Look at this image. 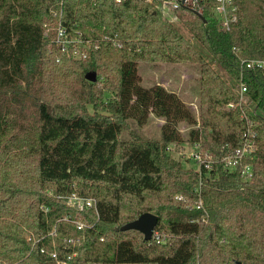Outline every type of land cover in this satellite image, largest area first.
I'll list each match as a JSON object with an SVG mask.
<instances>
[{
    "label": "trees",
    "instance_id": "trees-1",
    "mask_svg": "<svg viewBox=\"0 0 264 264\" xmlns=\"http://www.w3.org/2000/svg\"><path fill=\"white\" fill-rule=\"evenodd\" d=\"M213 4L202 2L203 17L178 11L200 50L144 0H0V264H59L55 251L66 264H264V68L244 63L264 59V0H241L231 30ZM58 21L97 45L87 58L55 44ZM141 62L197 63L199 116L177 91L143 85ZM220 68L247 85L249 104L237 105ZM151 114L163 119L161 139L129 124ZM248 120L257 133L251 178L222 161L242 145ZM186 142L209 151L210 170L167 149ZM71 195L96 208L70 205ZM144 212L158 215L164 240L121 229Z\"/></svg>",
    "mask_w": 264,
    "mask_h": 264
},
{
    "label": "built area",
    "instance_id": "built-area-1",
    "mask_svg": "<svg viewBox=\"0 0 264 264\" xmlns=\"http://www.w3.org/2000/svg\"><path fill=\"white\" fill-rule=\"evenodd\" d=\"M117 2H123L128 0H116ZM146 2L152 3L158 10H160L165 16H167L172 22H179L180 17L178 11L180 9H188L196 14L202 15V2L204 0H144ZM241 0H214L212 6V15L219 22L220 26L225 30H231L233 24L239 21L241 17ZM56 12V11H55ZM61 9L59 13H61ZM58 13V12H56ZM57 33L55 37V44L60 46L63 51H65L69 56L73 58H87L90 52L97 47L90 39H83L78 36H73L68 32L67 27H65L61 21H58L55 27ZM112 43L115 47H120L121 42L116 38L112 39ZM245 67L248 69L264 68V59H250L244 62ZM239 103L237 105H247L250 103L248 96V87L245 83L240 82L238 85ZM231 107H235V104L230 103ZM252 122L248 120V127L245 131L243 143L236 150H228L222 161L224 167L229 171L240 170L241 174L245 178H251L253 176V166L250 160L253 159L254 154L257 149L256 143V131L253 129ZM174 148L175 144L172 143ZM196 149L189 153V158L194 159L198 163L199 172L201 170H210L213 166L214 160L208 150L200 148L199 145H193ZM227 147V146H224ZM170 147L168 146V149ZM173 148V149H174ZM181 150V149H180ZM200 180V185H201ZM199 185V188H200ZM178 199H185L183 195H177ZM68 202L72 206H76L83 210L87 207L96 208V199L92 197H82L78 195H71L68 197ZM202 205V201H199V207ZM79 228L84 227L86 224L84 222L77 223ZM158 242L164 240L165 235L159 232H154L153 236ZM31 238V236H29ZM79 240V239H78ZM71 238L69 242H73ZM42 251H44L42 249ZM59 264H66L65 259H59L57 251L52 253Z\"/></svg>",
    "mask_w": 264,
    "mask_h": 264
},
{
    "label": "rangeland",
    "instance_id": "rangeland-1",
    "mask_svg": "<svg viewBox=\"0 0 264 264\" xmlns=\"http://www.w3.org/2000/svg\"><path fill=\"white\" fill-rule=\"evenodd\" d=\"M176 24L179 25L182 33L186 37H188L196 47L201 50L196 40L191 36L190 32L179 22ZM204 54L207 58H210L206 51L204 52ZM220 73L229 81V83L235 88V90L238 91V85L234 84L235 82L231 78H229L227 73L221 68ZM139 75L141 77V82L143 85L149 86L154 83H160L168 89L177 91L192 108L196 116H199V84L197 81V78L199 76V69L197 63L141 62L139 65ZM113 96V93L109 89L105 88V97L107 99H110ZM90 110L91 112L93 111L92 108ZM129 124L131 125V128L137 130L139 134L145 138L161 139L162 137L161 125L163 124V119L156 115L151 114L148 121L142 126H139L134 120H130ZM180 127L183 133L187 136L188 130L191 128V126L185 123H181ZM120 137L121 139H129L131 137L129 130L123 131ZM168 146L170 147L169 149ZM168 146V151L172 155L181 159L185 167L198 168V163L194 159L189 158V153L193 152L196 149L195 147L189 146L188 142L182 144V146H180L178 150H175L172 143H170Z\"/></svg>",
    "mask_w": 264,
    "mask_h": 264
},
{
    "label": "water",
    "instance_id": "water-1",
    "mask_svg": "<svg viewBox=\"0 0 264 264\" xmlns=\"http://www.w3.org/2000/svg\"><path fill=\"white\" fill-rule=\"evenodd\" d=\"M86 78L88 80L95 81L96 73L95 72L88 73ZM158 221H159V217L157 214L152 212H144L137 219L124 224L121 227V229L122 230L137 229L144 234V238L146 240H150L153 236V232Z\"/></svg>",
    "mask_w": 264,
    "mask_h": 264
}]
</instances>
